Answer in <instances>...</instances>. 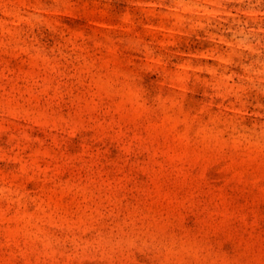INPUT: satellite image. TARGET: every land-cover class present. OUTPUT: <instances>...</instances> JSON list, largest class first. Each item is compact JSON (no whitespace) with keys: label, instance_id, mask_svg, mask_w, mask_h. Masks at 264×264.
<instances>
[{"label":"rangeland","instance_id":"rangeland-1","mask_svg":"<svg viewBox=\"0 0 264 264\" xmlns=\"http://www.w3.org/2000/svg\"><path fill=\"white\" fill-rule=\"evenodd\" d=\"M0 264H264V0H0Z\"/></svg>","mask_w":264,"mask_h":264}]
</instances>
